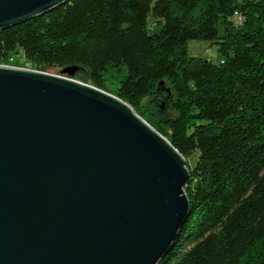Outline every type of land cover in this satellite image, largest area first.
<instances>
[{
    "label": "trees",
    "instance_id": "trees-1",
    "mask_svg": "<svg viewBox=\"0 0 264 264\" xmlns=\"http://www.w3.org/2000/svg\"><path fill=\"white\" fill-rule=\"evenodd\" d=\"M19 52L78 67L187 159L188 215L159 264H264V0H70L0 29V64Z\"/></svg>",
    "mask_w": 264,
    "mask_h": 264
},
{
    "label": "water",
    "instance_id": "water-1",
    "mask_svg": "<svg viewBox=\"0 0 264 264\" xmlns=\"http://www.w3.org/2000/svg\"><path fill=\"white\" fill-rule=\"evenodd\" d=\"M69 1L0 0V29ZM189 177L118 96L0 64V264H159L188 215Z\"/></svg>",
    "mask_w": 264,
    "mask_h": 264
},
{
    "label": "rangeland",
    "instance_id": "rangeland-1",
    "mask_svg": "<svg viewBox=\"0 0 264 264\" xmlns=\"http://www.w3.org/2000/svg\"><path fill=\"white\" fill-rule=\"evenodd\" d=\"M217 49H218L217 43H215L213 41H208V40H191L189 42V52H190V55L203 57L204 59L210 60L211 62H214V63H219L220 62V55H219V52H218ZM13 59H14V61L11 60V65H13V66H22L23 65V66L27 67L28 69H32L31 68L32 66L30 65V63H28L26 61V59L22 57V54L20 52L19 53H16L14 55ZM78 71H79V68H76L75 67L71 71H70L69 68H63V69H59V68H49L45 72L52 73V74H56V75H60V76H64V77H70V75H72V74L74 75ZM77 80H79V79H77ZM144 104H146L145 101L143 102V105ZM133 109H134V111L137 114H139L135 107H133ZM142 118L144 120H146L144 117H142ZM196 161H197V155H192L189 158V164H190V166L191 167L195 166Z\"/></svg>",
    "mask_w": 264,
    "mask_h": 264
},
{
    "label": "built area",
    "instance_id": "built-area-1",
    "mask_svg": "<svg viewBox=\"0 0 264 264\" xmlns=\"http://www.w3.org/2000/svg\"><path fill=\"white\" fill-rule=\"evenodd\" d=\"M11 66H13V65H11ZM16 67H21V68H27V67H25V66H16ZM32 68V67H31ZM28 69V68H27ZM33 69V68H32ZM33 70H37V69H33Z\"/></svg>",
    "mask_w": 264,
    "mask_h": 264
}]
</instances>
